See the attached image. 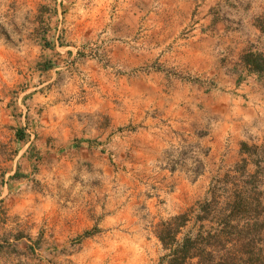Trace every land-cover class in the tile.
I'll return each mask as SVG.
<instances>
[{
  "label": "crops",
  "instance_id": "0c3cea01",
  "mask_svg": "<svg viewBox=\"0 0 264 264\" xmlns=\"http://www.w3.org/2000/svg\"><path fill=\"white\" fill-rule=\"evenodd\" d=\"M53 1L35 13L39 21L19 26L25 34L16 44L0 36V264L21 263L19 243L66 241L102 227L92 215L96 184L76 186L82 194L75 216L60 213L57 201L36 189L33 182L52 181L62 169L103 168L113 177V158L116 174H142V185L154 187L144 196L152 212L172 215L210 199L215 182L238 175L244 159L247 173L264 172L240 151L264 143V73L250 72L241 59L249 48L264 50L252 19L260 10H238L234 0H158L160 7L142 12L161 18L135 58L128 39H116L108 26L95 43L63 41L71 12L81 17L89 10L82 0L73 8ZM133 59L142 63L144 86L134 104L114 87L121 75L112 68H129ZM76 65L83 72H74ZM97 239V232L79 237L91 245ZM90 252L91 264H102L110 245ZM161 256L157 237L142 231V264H167Z\"/></svg>",
  "mask_w": 264,
  "mask_h": 264
},
{
  "label": "rangeland",
  "instance_id": "374dc122",
  "mask_svg": "<svg viewBox=\"0 0 264 264\" xmlns=\"http://www.w3.org/2000/svg\"><path fill=\"white\" fill-rule=\"evenodd\" d=\"M234 2L236 3L235 7L241 6L238 10L242 6L245 9L254 6L258 11L260 10L259 16H252L255 23L257 19L264 20V0H234ZM67 3L68 8H73L75 0H68ZM53 4V0H0V36L2 35L16 44V40L20 38L19 34H25L18 31L19 26L39 21L41 18L35 17V13H42L46 6L52 7ZM81 6L84 10L89 11L81 17L75 16L74 12H71L66 22L68 26L62 32L63 41L81 39L85 45H89L101 40L108 26L109 30L115 31L116 39H128L135 58L142 56L140 50H142V40H144L146 30L161 18L160 15L156 17L142 14L148 8L160 7L158 0H82ZM75 24H81L82 28H75ZM103 53L104 51L101 50L100 54ZM106 64L108 63H104V65ZM115 66L113 65L112 68L121 75V79L115 80L114 87L128 95L132 104L142 100V88H144L142 85V63L133 59L129 68L122 69ZM73 70L74 72H83L77 65L73 66ZM91 82L89 81V85ZM17 89L19 90V88ZM3 151L7 152V148H3ZM107 162L117 170L116 160L110 158L107 159ZM116 170H114L113 177H108L103 168L90 169L76 165L70 170L62 169L59 175L56 172L57 176H54L52 181L36 180L33 182L37 190L44 188L47 196L57 201L60 213L67 216H75L74 212L78 210L75 201L79 199L82 190L76 186L96 184L99 188L96 200L97 208H95L96 210L93 208V211L96 212L92 215L97 217L99 222L102 221V227H94L92 231H84L81 235H76L66 241L39 237L30 241V244L19 243L20 249L19 252L17 251V256L18 261H21L20 264H91V246L99 245L105 248L108 244L110 252L108 256L102 257V264H142V231H150L156 236V231L160 229L161 224L176 214L152 212L145 202L144 196L153 193L154 187L146 183L142 185V174L128 171L118 175ZM216 185L215 182L214 187L210 189L213 194L221 193L219 186L216 187ZM212 193L209 195L211 196ZM202 200L203 198L195 201L190 207L184 209V212H188L189 217L194 218L198 208L197 204ZM66 201L69 203L66 204ZM192 225L193 222L190 220L186 227L182 228L178 238L183 236ZM106 231L111 232L113 236L109 239L105 238L102 234ZM95 232L99 234V239L93 241V245H91L92 240L87 243L79 240V237L82 239L84 235L87 234L88 237ZM3 249L0 248V252ZM22 249H25L24 253L21 252ZM165 253L167 251L162 249L161 258ZM97 256L99 259L101 258V255H96L95 258ZM191 264H194V261H191Z\"/></svg>",
  "mask_w": 264,
  "mask_h": 264
},
{
  "label": "trees",
  "instance_id": "16d2710c",
  "mask_svg": "<svg viewBox=\"0 0 264 264\" xmlns=\"http://www.w3.org/2000/svg\"><path fill=\"white\" fill-rule=\"evenodd\" d=\"M256 25L264 34V20L257 19ZM241 59L250 72L264 73V50L249 48ZM50 67V63L43 65ZM240 151L251 156L257 167L264 166V143L242 144ZM246 162L235 167L238 175L216 181L221 193L197 204L193 225L183 236L178 238L191 219L188 212L161 224L156 237L167 251L163 257L167 264H264V172L247 173Z\"/></svg>",
  "mask_w": 264,
  "mask_h": 264
}]
</instances>
